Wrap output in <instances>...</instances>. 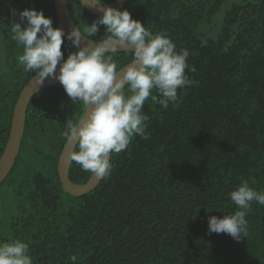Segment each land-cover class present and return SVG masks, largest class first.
Segmentation results:
<instances>
[{"label": "trees", "instance_id": "trees-1", "mask_svg": "<svg viewBox=\"0 0 264 264\" xmlns=\"http://www.w3.org/2000/svg\"><path fill=\"white\" fill-rule=\"evenodd\" d=\"M10 2L42 9L58 26L53 0ZM67 5L78 27L99 17L79 0ZM124 8L189 50L196 72L186 74L197 83L167 109L153 90L142 109L150 138L135 135L112 155L111 175L82 196L64 192L57 160L65 123L78 121L84 106L62 84L38 91L0 184V243L26 242L34 264H264V205L252 202L240 241L208 232L209 216L238 210L229 193L243 180L264 191V0H127ZM14 29L0 5V155L20 91L36 74L18 63ZM72 51L64 40V58ZM130 60L124 51L113 55L118 70ZM90 174L71 161L73 183Z\"/></svg>", "mask_w": 264, "mask_h": 264}, {"label": "clouds", "instance_id": "clouds-1", "mask_svg": "<svg viewBox=\"0 0 264 264\" xmlns=\"http://www.w3.org/2000/svg\"><path fill=\"white\" fill-rule=\"evenodd\" d=\"M85 4L97 8L101 15L67 33L54 27L42 9L25 8L19 15L26 26L22 30L15 23L13 38L22 46L18 63L25 71H35L37 86L46 78H55L73 103L82 102L83 115L76 122L67 120L64 135L78 145L71 159L81 171L102 179L111 175L112 155L126 150L135 135L150 138L145 124L148 117L142 109L153 90L163 109L170 102L179 103L186 95L184 90L197 83L186 70L194 73L196 68L187 62L188 49L178 50L167 33L154 34L128 9L105 6V0H85ZM101 25L104 35L97 38ZM65 38L75 48L66 59L62 52ZM118 51L131 56L119 70L113 61ZM229 196L238 210L209 216L208 232L228 234L240 241L247 234L251 204L264 205V191L243 180ZM0 264H34L29 245L19 239L0 243Z\"/></svg>", "mask_w": 264, "mask_h": 264}, {"label": "water", "instance_id": "water-1", "mask_svg": "<svg viewBox=\"0 0 264 264\" xmlns=\"http://www.w3.org/2000/svg\"><path fill=\"white\" fill-rule=\"evenodd\" d=\"M126 1L127 0H114L109 3H105V6L121 9ZM53 2L57 24L59 27L64 29L65 33H67L75 26L69 15L67 0H53ZM79 2L91 14L98 16L101 15V12L98 11L97 8H93L85 4V0H79ZM0 5L6 10L15 23L20 24L21 29L23 30L26 26V20L22 21L20 19V11L17 7L12 4L10 0H0ZM65 40L72 45L70 40L67 38H65ZM58 71L59 67H57V72ZM35 75H33L21 89L19 97L13 108L8 138L0 155V184L8 175L17 158L25 125L28 102L42 88L50 85H59L56 83V81H58L57 79L49 77L45 79L42 85L37 86L34 80ZM84 111L85 109L83 110V113ZM75 146V143H71L68 138H66L58 156L57 173L64 192L72 196H82L91 191L101 179L93 177L92 174H90L88 180L84 183H73L69 179L68 172L72 161L71 153L74 152Z\"/></svg>", "mask_w": 264, "mask_h": 264}, {"label": "rangeland", "instance_id": "rangeland-1", "mask_svg": "<svg viewBox=\"0 0 264 264\" xmlns=\"http://www.w3.org/2000/svg\"><path fill=\"white\" fill-rule=\"evenodd\" d=\"M209 27H211V28H210V31H213L214 28H216L213 24H210ZM207 33H208V31H207ZM2 204H5V199H4V197L0 194V206H3Z\"/></svg>", "mask_w": 264, "mask_h": 264}, {"label": "bare ground", "instance_id": "bare-ground-1", "mask_svg": "<svg viewBox=\"0 0 264 264\" xmlns=\"http://www.w3.org/2000/svg\"><path fill=\"white\" fill-rule=\"evenodd\" d=\"M57 84H61L59 81H56Z\"/></svg>", "mask_w": 264, "mask_h": 264}]
</instances>
